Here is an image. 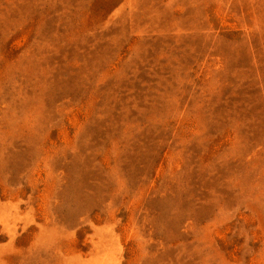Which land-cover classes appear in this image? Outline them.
<instances>
[{
  "label": "rangeland",
  "instance_id": "rangeland-1",
  "mask_svg": "<svg viewBox=\"0 0 264 264\" xmlns=\"http://www.w3.org/2000/svg\"><path fill=\"white\" fill-rule=\"evenodd\" d=\"M0 264H264V0H0Z\"/></svg>",
  "mask_w": 264,
  "mask_h": 264
}]
</instances>
